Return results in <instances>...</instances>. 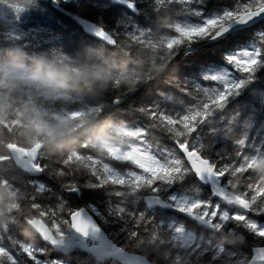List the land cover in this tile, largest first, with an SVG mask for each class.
Listing matches in <instances>:
<instances>
[{"label": "trees", "instance_id": "obj_1", "mask_svg": "<svg viewBox=\"0 0 264 264\" xmlns=\"http://www.w3.org/2000/svg\"><path fill=\"white\" fill-rule=\"evenodd\" d=\"M31 3L32 0H0V59L16 51L23 54L25 65L40 60L70 66L107 65L113 70V79L103 92L68 91L39 105L44 119H62L77 130L104 124L107 143L95 147L82 140L75 149L64 153H47L41 147L38 157L51 164L65 163L67 174L104 187L111 197L108 217L97 216L91 206L87 210L108 239L123 251L144 256L151 264H247L244 252L255 241V226L245 219V212L221 203L219 213L215 206L209 211L205 189H185L180 201L183 197L191 199L184 211L196 213L212 225L211 230L204 228L206 231L197 233L182 221L161 217L154 211L156 208L147 207L145 198L154 195L171 207L181 205L172 204L167 191L170 178L179 168L162 167L157 150L174 138L170 132H180L197 122L203 127L197 147L202 148L205 157L219 159V167L227 174L223 189L245 202L247 208L264 206V79L246 86L238 96H233L236 89L231 85L214 92L177 84L170 52L179 47L178 37L186 38L191 33H177L178 22L167 12L154 15L150 23L131 32H123L114 43L104 44L91 37L98 43L72 49L34 48L22 28ZM258 36V32L250 33L233 54L256 50L264 55ZM229 54H224L222 64L204 67L202 78L231 76L230 68L225 67ZM121 68L128 70L127 82L121 81ZM158 83L163 87L156 90L151 109L143 114L125 116L112 109L110 101L115 96L141 92ZM245 110L247 114L240 119ZM18 127L10 117L0 123V189L10 194L6 206L0 209V264H119L112 259L97 260L80 251L57 253L30 230L28 222L41 220L54 237L66 238L69 217L77 210L49 200L33 186L30 175L14 166L8 145L24 149L40 145L39 140L26 143L19 139ZM138 146L150 156L152 168L145 170L133 159L117 157L113 152L128 154ZM190 201L193 204L189 207ZM60 256L64 259L57 258Z\"/></svg>", "mask_w": 264, "mask_h": 264}, {"label": "snow or ice", "instance_id": "obj_2", "mask_svg": "<svg viewBox=\"0 0 264 264\" xmlns=\"http://www.w3.org/2000/svg\"><path fill=\"white\" fill-rule=\"evenodd\" d=\"M160 12H167L177 20V33H191L186 38L178 37L179 47H173L170 52L177 84L196 89L203 87L205 91L214 92L231 85L236 89L233 96H238L246 86L257 79H264V70L258 71L264 69V55L256 50L233 54V50L255 32L259 33L258 46L264 50V0H162V3L157 0H32L22 28L27 32L26 39L31 47L58 49L63 46L72 49L98 43L91 37L104 44L114 43L117 36L150 23ZM226 52L230 54L226 57L228 63L225 67L230 68L232 75L202 78V69L211 64H222ZM161 87L163 85L158 83L141 92L117 95L110 101L111 107L125 116L143 114L151 109L156 90ZM246 114L247 110L240 119ZM202 132L203 127L197 122L180 132H170L169 136L174 138L170 143L165 141L159 145L157 155L162 167L179 168V172L170 178L167 190L172 204L182 199L180 194L185 189L203 188L204 195L208 197L209 211L215 206L219 213L221 205L212 193L223 190V182L228 177L219 167V159L213 161L205 157L202 148L197 147ZM216 155L219 157V153ZM205 162L211 171L217 173L216 176L206 175L201 170ZM23 163L33 186L49 200L63 202L77 211L91 206V211L97 216L108 217L111 197L98 182H83L66 173L65 163L51 164L38 156ZM190 199L183 197L184 203L178 207L165 205L154 211L163 218L182 221L197 233L204 232L206 230L198 223V215L187 216L184 211ZM245 219L255 226L252 232L255 241L244 255L251 264H264V260L254 259L264 249V235H260L264 232V206L246 208ZM57 258L64 259L62 256ZM128 264L134 262L130 259Z\"/></svg>", "mask_w": 264, "mask_h": 264}, {"label": "clouds", "instance_id": "obj_3", "mask_svg": "<svg viewBox=\"0 0 264 264\" xmlns=\"http://www.w3.org/2000/svg\"><path fill=\"white\" fill-rule=\"evenodd\" d=\"M122 82L129 79L128 70L120 69ZM113 79V70L107 65L82 63L76 66L35 61L25 65L23 54L9 51L0 59V123L6 117L14 119L19 127L16 136L26 143L39 140L47 153H64L76 148L82 140L95 147L107 143L106 126L77 130L57 120L50 122L39 114V105L61 93L103 92ZM10 194L0 189V209L6 206Z\"/></svg>", "mask_w": 264, "mask_h": 264}, {"label": "water", "instance_id": "obj_4", "mask_svg": "<svg viewBox=\"0 0 264 264\" xmlns=\"http://www.w3.org/2000/svg\"><path fill=\"white\" fill-rule=\"evenodd\" d=\"M92 38L96 40L95 37ZM40 150L41 145H37L31 149L20 148L16 145L7 146V152L9 153L14 166L28 175H30V173L24 167L23 161H31L35 159ZM197 159H199V157H197ZM201 170L204 171L206 175L216 176L206 162L202 165ZM212 194L218 198L219 203L227 208L237 209L242 212L246 209L245 202L230 197L228 192L224 189L215 191ZM145 203L148 208H158L168 205L163 202L161 198L152 195L146 197ZM186 214L187 216H192L190 213L186 212ZM198 217V223L202 225L203 228L211 229L210 224L206 223V221L200 216ZM69 220L70 228L68 237L66 238L54 237L48 227L41 220L34 219L28 222V226L46 246L63 255H70L75 253V251H80L97 260L112 259L119 264H128L131 259L134 264H151L144 256L127 253L114 245L87 209L81 208L79 211H75L70 215ZM88 243H90L91 246H89ZM254 259L264 260V249H261L258 256L254 257ZM247 264H251V261Z\"/></svg>", "mask_w": 264, "mask_h": 264}, {"label": "rangeland", "instance_id": "obj_5", "mask_svg": "<svg viewBox=\"0 0 264 264\" xmlns=\"http://www.w3.org/2000/svg\"><path fill=\"white\" fill-rule=\"evenodd\" d=\"M113 152H114V155L117 156V157H120V158L127 157V158L133 159V161L139 167H141V168H143L145 170H148V169L152 168V165L153 164H152L151 158L148 155V153L141 146L134 147L133 150L130 153H128V154H122L121 155V154H119L116 151H113ZM179 203L180 204H183L184 203V200L179 201ZM192 204H193V202L190 201V203L188 204V206L190 207V205H192Z\"/></svg>", "mask_w": 264, "mask_h": 264}, {"label": "bare ground", "instance_id": "obj_6", "mask_svg": "<svg viewBox=\"0 0 264 264\" xmlns=\"http://www.w3.org/2000/svg\"><path fill=\"white\" fill-rule=\"evenodd\" d=\"M240 109V108H239ZM81 153V152H80ZM67 167V166H66ZM10 188V187H9ZM114 224V223H113Z\"/></svg>", "mask_w": 264, "mask_h": 264}]
</instances>
